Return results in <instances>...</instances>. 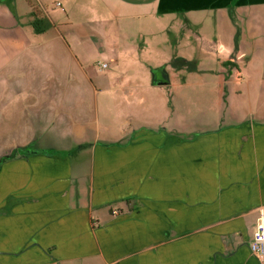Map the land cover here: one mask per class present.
Here are the masks:
<instances>
[{
  "label": "crops",
  "instance_id": "obj_1",
  "mask_svg": "<svg viewBox=\"0 0 264 264\" xmlns=\"http://www.w3.org/2000/svg\"><path fill=\"white\" fill-rule=\"evenodd\" d=\"M230 7L251 22L264 0H0V264H219L173 250L167 216L186 209L188 183H230L232 200L236 183H259L264 199V116L177 136L165 125L175 76L141 62L140 40L177 22L217 23L230 40ZM224 49L236 85L248 69Z\"/></svg>",
  "mask_w": 264,
  "mask_h": 264
},
{
  "label": "rangeland",
  "instance_id": "obj_2",
  "mask_svg": "<svg viewBox=\"0 0 264 264\" xmlns=\"http://www.w3.org/2000/svg\"><path fill=\"white\" fill-rule=\"evenodd\" d=\"M229 10H232L233 20L230 40L225 31L218 33L219 24H204L206 22L202 25L190 22L168 24L165 30L156 28L154 35L140 40L143 51L140 54V59L143 58L141 62H148L150 66L147 67L152 71L168 67L167 73L175 76V85L170 93L166 92L169 95L170 116L165 125L177 136L184 138L188 137V132H220L226 128L239 130L248 123H257V116H264V10L256 14L260 19L251 22H248L247 12L243 14V11L234 10L233 7ZM201 15L207 16L206 13ZM228 42L242 52L233 56L240 57L243 66L248 69V72L241 74L237 84L231 86L228 83V69L232 66L223 67L219 63ZM168 51L172 53L169 62L172 66H157L168 59ZM90 57L97 61L104 56L94 54ZM131 60L135 61V56H131ZM176 63L180 65L174 66ZM94 66L88 68L93 80L94 75L108 76L109 71L100 74ZM122 68L119 66L117 70ZM236 89L240 90L237 94L234 93ZM142 93L145 98L151 96V93ZM157 94L154 97L159 100L161 96ZM128 96L133 98V92ZM131 102L119 104L117 113L120 116L125 110L135 113V97ZM158 110L156 103L151 111L155 113ZM236 186V196L232 200L229 199L232 196L230 183L187 184L186 209H181L180 214L167 216L166 223L172 227L171 237L175 241L172 243L173 250L183 251L186 245L189 260L190 255L202 254L204 259L218 255L219 264H247L237 263L239 259L233 257L252 255L248 242L255 224L256 209L263 205L264 199L258 197L259 183H236ZM183 187L184 184H172L175 194L176 191L183 192ZM176 202L177 196H173L172 205L175 206ZM183 204L182 199V207ZM175 209L173 207V211ZM177 241L182 248L176 246ZM257 263L262 264L258 260Z\"/></svg>",
  "mask_w": 264,
  "mask_h": 264
},
{
  "label": "built area",
  "instance_id": "obj_3",
  "mask_svg": "<svg viewBox=\"0 0 264 264\" xmlns=\"http://www.w3.org/2000/svg\"><path fill=\"white\" fill-rule=\"evenodd\" d=\"M60 3L56 2V6ZM101 68H105L106 64L101 63ZM248 249L252 255H254L259 262L264 264V208L259 207L257 209V217L252 232L251 238L248 242Z\"/></svg>",
  "mask_w": 264,
  "mask_h": 264
},
{
  "label": "trees",
  "instance_id": "obj_4",
  "mask_svg": "<svg viewBox=\"0 0 264 264\" xmlns=\"http://www.w3.org/2000/svg\"><path fill=\"white\" fill-rule=\"evenodd\" d=\"M35 12H36V10H33V13H32V14H33V17H34L33 24H34V25H37V21H38V19H37V16H36ZM229 64H230L229 61L224 62L225 67H228L227 65H229ZM234 67H236V66H234ZM228 71H229V73H230V68L228 69ZM17 151H20V152L26 153V152L30 151V148H28V147H25V148H19V149H17Z\"/></svg>",
  "mask_w": 264,
  "mask_h": 264
}]
</instances>
